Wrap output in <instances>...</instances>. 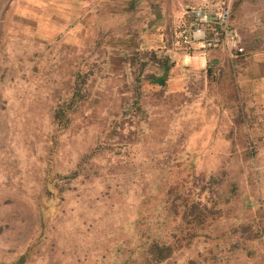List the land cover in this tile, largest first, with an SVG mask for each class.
Listing matches in <instances>:
<instances>
[{"label": "rangeland", "instance_id": "374dc122", "mask_svg": "<svg viewBox=\"0 0 264 264\" xmlns=\"http://www.w3.org/2000/svg\"><path fill=\"white\" fill-rule=\"evenodd\" d=\"M195 1L79 4L80 21L88 15L79 42L37 41L28 50L36 63L18 59L13 74L1 50L0 264H264L263 181L241 143L229 75L195 67L185 101L153 82L134 91L135 77L161 67L133 56L143 48L108 45L135 39L155 16L166 43ZM224 1L242 38L264 43V0ZM112 12L116 22L104 25ZM62 14L71 22L75 2Z\"/></svg>", "mask_w": 264, "mask_h": 264}, {"label": "crops", "instance_id": "0c3cea01", "mask_svg": "<svg viewBox=\"0 0 264 264\" xmlns=\"http://www.w3.org/2000/svg\"><path fill=\"white\" fill-rule=\"evenodd\" d=\"M64 1L71 5L75 2V14H73L71 22L66 25L64 21H60L64 18L62 14ZM95 1L0 0V52L1 50L8 52V55L4 56V61L8 65V69H11V73L12 71L16 73L15 68L18 66V59L26 61L29 58H34L31 63H36L37 57L29 55L28 53L30 52L28 50L37 41L46 42L48 43L47 45L51 43L63 44L66 43V39H68V42L71 41L70 43L79 42L82 35L78 36L79 29L83 27L81 23L85 24V20L88 19L87 15L86 19L84 18L80 21L79 4L82 5L81 9L83 11L88 12L89 9L94 10ZM47 2L55 5L59 4L60 13L57 11L49 14L46 8ZM58 16H60L59 20ZM113 16V12L109 13V15L107 14L104 25L111 24ZM118 16V14H115L114 18ZM113 21L116 22V20ZM119 22L116 25L120 24ZM93 24H95V13L93 14ZM142 26L146 28L135 39H130L129 37L109 38L110 44L108 45L117 48L119 51H124L131 47L135 49L139 47L155 49L166 46V49L176 63L167 78L164 87L165 92L181 95L185 101L187 97L191 96L188 93V89L192 87V82L187 78V73L196 70L194 69L195 67L200 68L202 74L206 73L208 75L211 73L210 75H221V77L229 75L231 82L227 83L235 97L232 102L241 108L240 114L242 113L241 117L245 123L241 131L243 133L240 134L242 138L240 136L239 138L242 141L241 143H243L242 145L252 152L253 167L258 171V175H261L260 177L263 181V193L261 195L264 203V50L262 47L264 43H258V46H255L251 38L247 40L246 37L243 36L242 38L241 36L246 48L245 54L231 64L223 50H203L200 47L183 45L175 36L173 37V33H171L165 43V38H163L161 32L164 31L166 22L160 16H155L152 20H148L144 24L142 23ZM75 31L77 35L76 39L69 40V35ZM239 34L241 35V33ZM21 45H23V53L21 55L20 52H12L16 46L20 47ZM47 45L41 46V50L46 49ZM216 65L220 66L219 74L214 73ZM6 78L7 80L10 79L9 77ZM152 85L154 86L148 84L146 86H150L149 88L155 90L156 85ZM146 86H143L144 89L148 88ZM157 86L158 89L162 88L160 85ZM219 112L221 114L223 112L222 109L216 111V113ZM256 180L258 184L262 182L258 178Z\"/></svg>", "mask_w": 264, "mask_h": 264}, {"label": "built area", "instance_id": "2783aa9c", "mask_svg": "<svg viewBox=\"0 0 264 264\" xmlns=\"http://www.w3.org/2000/svg\"><path fill=\"white\" fill-rule=\"evenodd\" d=\"M177 33L183 45L221 49L230 62L246 51L238 29L231 22L230 7L224 0H196L188 5ZM262 47L264 50V44Z\"/></svg>", "mask_w": 264, "mask_h": 264}, {"label": "trees", "instance_id": "16d2710c", "mask_svg": "<svg viewBox=\"0 0 264 264\" xmlns=\"http://www.w3.org/2000/svg\"><path fill=\"white\" fill-rule=\"evenodd\" d=\"M144 29H140L139 31H138V33H141L142 31H143ZM137 36H138V34H136ZM137 51V50H136ZM141 51H143V57L145 56V58L143 59V61H141V62H143L144 64H146V63H149V64H156V65H158V66H160L161 67V73H158V74H149V75H145V76H143V77H139V75H138V78L137 77H135V80L133 81V88H134V91H136L135 89L137 88V89H140V85H141V82H143V81H146V82H153V83H156V84H158V85H160L161 87H164L165 86V84H166V81H167V78H168V76L170 75V73H169V69L171 68V66L173 65V59H172V57H171V54L166 50L165 51V53H164V55H162V51H161V53L159 54L158 52H155V51H153V49H139L137 52H134V54H133V56H137ZM116 53L117 54H119L120 56L122 55L120 52H118V51H116ZM117 54L116 55H114L113 54V56H115V57H117ZM138 57V56H137ZM115 70H117V68L115 67L112 71H115ZM112 74H113V72H112ZM140 91H141V89H140ZM124 94H125V90H123V89H120L119 91H118V95L119 96H124ZM138 96H142L140 93H137L136 95H135V97H138ZM115 138V134H108V138ZM128 137H131V135L130 134H128ZM130 139V138H129ZM131 140V139H130ZM125 141H127V140H125ZM130 142V141H129ZM241 227H244V228H242V232H240V235H247L248 237H249V235L251 236V235H253V233L252 234H249V233H246V231H245V228H247V227H245V226H242L241 225ZM237 230H239L238 228H233V229H231L230 230V234H234V233H236L237 232ZM239 231H241V230H239ZM199 233H197V231H194V235H198ZM257 235L256 236H254V237H260V234H258V233H256ZM226 235H228V233H225L224 232V230H221L220 231V233H217V238L218 239H221L223 236H226ZM178 237H176V239H175V241H177L178 242ZM249 240H250V237H249Z\"/></svg>", "mask_w": 264, "mask_h": 264}, {"label": "clouds", "instance_id": "9594fccd", "mask_svg": "<svg viewBox=\"0 0 264 264\" xmlns=\"http://www.w3.org/2000/svg\"><path fill=\"white\" fill-rule=\"evenodd\" d=\"M185 10V9H184ZM230 17H231V11H230ZM231 19V18H230ZM180 23H181V21H180ZM180 23L176 26V30L175 31H177L178 30V27H179V25H180ZM173 35V37L175 36V38L177 39V34L176 33H174V34H172ZM195 47H198V46H195ZM202 49V48H201ZM203 50H205V49H203ZM211 50H213V49H211ZM230 62V61H229ZM235 62V61H234ZM231 64H233V62H230ZM218 69V72H216V70ZM219 72H220V66L219 65H216V67L214 68V73L215 74H219Z\"/></svg>", "mask_w": 264, "mask_h": 264}]
</instances>
